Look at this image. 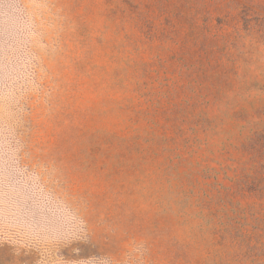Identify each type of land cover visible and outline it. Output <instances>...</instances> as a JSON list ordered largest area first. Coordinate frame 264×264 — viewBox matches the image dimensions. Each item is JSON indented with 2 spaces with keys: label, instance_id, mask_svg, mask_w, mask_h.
Here are the masks:
<instances>
[{
  "label": "rangeland",
  "instance_id": "rangeland-1",
  "mask_svg": "<svg viewBox=\"0 0 264 264\" xmlns=\"http://www.w3.org/2000/svg\"><path fill=\"white\" fill-rule=\"evenodd\" d=\"M0 264H264V0H0Z\"/></svg>",
  "mask_w": 264,
  "mask_h": 264
}]
</instances>
